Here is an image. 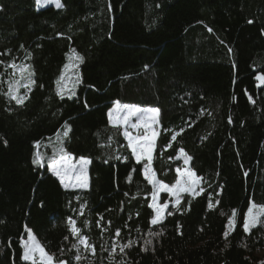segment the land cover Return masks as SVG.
<instances>
[{
    "label": "trees",
    "instance_id": "1",
    "mask_svg": "<svg viewBox=\"0 0 264 264\" xmlns=\"http://www.w3.org/2000/svg\"><path fill=\"white\" fill-rule=\"evenodd\" d=\"M60 3L0 0V264H32L22 259L27 229L67 264H264V215L243 228L251 203L264 206V0ZM16 81L23 104L8 94ZM116 102L160 110V180H177L180 148L200 177L203 191L183 195L159 223L145 162L110 123ZM57 146L90 158L87 189H67L51 172ZM69 218L95 246H81L79 262Z\"/></svg>",
    "mask_w": 264,
    "mask_h": 264
},
{
    "label": "snow or ice",
    "instance_id": "2",
    "mask_svg": "<svg viewBox=\"0 0 264 264\" xmlns=\"http://www.w3.org/2000/svg\"><path fill=\"white\" fill-rule=\"evenodd\" d=\"M45 2H49V0H45ZM56 7L60 8L63 5L60 3V0H54ZM37 3H40V0H37ZM74 51V50H73ZM231 51V50H230ZM77 60L80 62L83 61V57L77 56ZM15 66V65H13ZM67 67V66H66ZM21 73L25 71V69H20ZM31 73L28 75L29 83H34L31 80ZM63 80V76L60 78ZM256 79L264 82V76H257ZM57 84H60V80L57 81ZM28 87V85H25ZM19 88V81H16L15 84L9 85V95L12 96L13 99L16 100L17 104H23L24 97L17 95ZM58 92H61V98H63L62 90L58 87ZM75 95V92L71 93ZM159 109H141L137 106H123L121 108L119 102L116 103V107L109 112V118L113 122L114 126H122L124 131L123 135L128 139V146L131 148L132 154L135 156L137 162L146 161L143 164V174L147 178L148 182L153 186V202L150 205L156 211V218L151 221L152 224H156L159 220L163 218V211L168 207L165 203L164 205H160L156 202V197L160 192H167L176 196V204L180 202V193L181 192H191L194 195H198L199 192H196V188L199 185L200 178L196 176L195 172L190 169L181 170L179 167L176 168V172L179 174V179L175 181L173 185H169L167 183H163L156 177V173L152 167L153 164V153L156 148V141L158 133L153 127V125H158L159 121L157 116L159 114ZM152 113V115H144L143 113ZM123 113V114H121ZM133 116L137 117L136 123H131V118ZM138 130L136 135H133L128 129ZM67 130L63 132L64 137H68L69 132L71 131V126L66 125ZM144 129V133L141 135L139 130ZM176 137L173 136L172 140H175ZM170 146V145H169ZM181 155L184 156V163L188 164L191 157L187 156L184 152L183 148L179 149ZM72 156L69 153H66L63 148L60 149V153L57 158H53L51 160V171L53 174L59 178L61 183L64 184V187H80L87 188L88 187V175H87V166L91 163L90 160L80 157L78 164L72 163ZM36 164H41L42 159L37 154V158L33 161ZM79 165V166H78ZM203 191V189H200ZM211 208L212 205L209 204ZM256 206L253 204L247 210V219L243 224V228L245 231H250L252 227H255L258 223V216L264 215V208L260 209L257 213L253 212V209ZM171 214V213H169ZM232 221H230V224ZM69 224L73 225L71 227V232L78 237V242L72 244V249L77 250V255H75L74 259L79 262L82 260V256L79 254L80 247L83 246L85 250H90L93 254H95V246L90 244L87 237H79V230L74 226L75 222L69 218ZM28 239L22 241L23 244V255L22 259L25 261H31L32 264H55V257L51 254H48L44 247L36 240L35 236L32 234L31 229H27ZM151 235H160V233H150ZM119 236V230L116 233ZM227 235V233L225 234ZM67 239V237L65 238ZM11 241H9V244ZM134 242H129L128 245L124 247H130ZM146 244H151V240L145 241ZM114 250V249H113ZM145 251L147 248L144 249ZM123 251V247L121 248ZM111 259V258H110ZM59 264H66L65 261H59Z\"/></svg>",
    "mask_w": 264,
    "mask_h": 264
},
{
    "label": "rangeland",
    "instance_id": "3",
    "mask_svg": "<svg viewBox=\"0 0 264 264\" xmlns=\"http://www.w3.org/2000/svg\"><path fill=\"white\" fill-rule=\"evenodd\" d=\"M49 5H54V6H56V4H55V2H54V0H49V2H45V0H40V3L38 4V6L39 7H45V6H49ZM69 65V66H68ZM67 66H68V69L67 70H69L70 72L69 73H67L66 74V77L64 78V81H63V88L62 89H69V87H70V85L72 84V77L74 76L73 74H72V70H73V68H74V64H71V62L70 63H68L67 64ZM117 103V102H116ZM116 103H114L113 105H112V107L109 109V112L111 111V110H113L115 107H116ZM120 104V106H121V108H123V106H125V105H127V106H137V107H140L141 109H158V108H156V107H153V106H141V105H136V104H127V103H119ZM121 114H123V113H121ZM144 115H152V113H147V112H145V113H143ZM110 119V118H109ZM157 119H158V121H159V114H158V116H157ZM136 122H138L137 121V117L136 116H133L132 118H131V123H136ZM110 123L112 124V125H114L113 124V122L110 120ZM118 127H120L121 128V130H122V132L124 131V129H123V127L122 126H118ZM153 127L155 128V130L157 131V133H158V136H157V141H158V137H159V123H158V125H153ZM66 130H67V128H65ZM133 135H136L137 134V131L138 130H135V129H131L130 127H129V129H128ZM144 129H140L139 130V132H140V134L142 135L143 133H144ZM62 136H61V134L57 137V138H61ZM126 138V140H127V143H128V139H127V137H125ZM157 141H156V146H157ZM60 149H61V147H59V146H57V147H55V148H53V153H52V157H51V160L53 159V158H57L58 159V156H59V153H60ZM131 149V148H130ZM155 150H156V148H155ZM155 150H154V153H153V156L155 157ZM72 156V163H77L78 164V161H79V158L80 157H74L73 155H71ZM39 157H42V154H41V152H40V155H39ZM81 157H83V156H81ZM135 157V156H134ZM84 158H86V159H88V160H90V158H88V157H84ZM182 158V161H183V167L182 168H180L182 171L183 170H185V169H190L191 170V168L189 167V162H188V164H185L184 163V156H182L181 157ZM154 160V159H153ZM91 161V160H90ZM145 163H146V161H144ZM51 164V163H50ZM79 166V165H78ZM89 166H90V164L87 166V175H88V187H89ZM152 167H153V164H152ZM153 169H154V167H153ZM50 170H51V167H50ZM193 171V170H192ZM52 172V171H51ZM194 172V171H193ZM53 173V172H52ZM197 176V175H196ZM156 177H157V175H156ZM198 177V176H197ZM180 177H179V174H178V178L177 179H179ZM200 178V177H199ZM157 179H159L158 177H157ZM160 180V179H159ZM160 181H162V180H160ZM163 183H167V182H164V181H162ZM63 184V183H62ZM150 184V183H149ZM167 184H169V183H167ZM174 184V183H173ZM173 184H169L170 186L171 185H173ZM151 186H152V184H150ZM63 186H64V184H63ZM87 187V188H88ZM66 188V187H65ZM87 188H80V187H72V186H69V187H67V189H87ZM152 189H153V186H152ZM200 189H202V187H201V180H200V182H199V185L197 186V188H196V192H199V194L201 193V191H200ZM153 191H154V189H153ZM153 193V192H152ZM162 194H166V199L164 200V201H162V199H161V195ZM183 195H190V196H196V195H194L193 193H191V192H181L180 193V201H181V199H182V196ZM152 202H153V196H151V204H152ZM156 202L158 203V204H160V205H164L165 203L168 205V207L170 206V205H173L174 207H177L179 204H176V196L175 195H172V194H170V193H167V192H160L159 193V195L156 197ZM180 203V202H179ZM255 205L256 207L253 209V212L254 213H257L260 209H262V208H264V206H263V204H259V203H257V202H255V201H253L252 203H251V205H250V207L252 206V205ZM167 207V208H168ZM167 208L166 209H164V211H163V218L161 219V220H159L157 223H159V222H161L163 219H164V217H165V215H166V211H167ZM154 211H155V209H154ZM262 216L263 215H259L258 216V223L256 224V226L261 222V219H262ZM156 218V211H155V216H154V218L153 219H155ZM247 219V213H246V215H245V219H244V222H245V220ZM230 221H232V223L230 224ZM75 222V221H74ZM235 225H236V218H235V212H233L229 217H228V220H227V226H226V230H225V234L227 233V235L228 234H230V232L234 229V227H235ZM73 225H71V227H72ZM74 226L79 230V228H78V226L76 225V224H74ZM252 228H254V227H252ZM251 228V229H252ZM251 231V230H250ZM250 231H246V232H250ZM31 232H32V230H31ZM32 234L34 235V233L32 232ZM226 235V236H227ZM35 236V235H34ZM82 237H86V236H82ZM36 238V237H35ZM28 239V232L26 231V233H25V236H24V238L22 239V241H24V240H27ZM37 240V239H36ZM38 241V240H37ZM39 242V241H38ZM40 243V242H39ZM23 245V244H22ZM82 248H83V246H82ZM49 254V253H48ZM257 256L260 258V259H264V247L261 249V250H259L258 251V253H257ZM66 262V261H65ZM55 264H59V262H55ZM67 264V263H66Z\"/></svg>",
    "mask_w": 264,
    "mask_h": 264
},
{
    "label": "crops",
    "instance_id": "4",
    "mask_svg": "<svg viewBox=\"0 0 264 264\" xmlns=\"http://www.w3.org/2000/svg\"><path fill=\"white\" fill-rule=\"evenodd\" d=\"M46 7V6H45Z\"/></svg>",
    "mask_w": 264,
    "mask_h": 264
}]
</instances>
